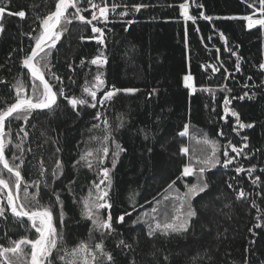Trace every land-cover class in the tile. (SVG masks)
Masks as SVG:
<instances>
[{
  "label": "trees",
  "instance_id": "16d2710c",
  "mask_svg": "<svg viewBox=\"0 0 264 264\" xmlns=\"http://www.w3.org/2000/svg\"><path fill=\"white\" fill-rule=\"evenodd\" d=\"M56 2L5 0V13L0 17L4 26L3 34H0V80L5 81L0 83V110L15 102L12 85L17 78L22 79L30 89L27 69L21 68L20 60L31 51L34 41L22 33L36 35L33 29L39 30L37 17L43 18L54 11ZM106 2L126 5L130 9L129 15L124 17L110 14V22L106 25L93 22L105 29L106 47L103 50L107 64L102 71L106 85L108 88L113 85L117 88L135 87L140 91L134 95L119 93L104 108L99 105L96 108L78 106L79 114L73 111L66 99L60 98L58 106L51 111L34 112L27 124L22 120H12V143L6 149V158L11 159L13 153L19 155L14 145L21 143L19 137H23L24 133L18 129L24 127L29 135L23 144L25 164L21 169L22 176L27 183L40 182L39 189L29 188L28 192H38L41 202L51 199L54 204L52 193H60L64 210V247L70 250L82 240L89 239L92 225L82 218L81 204L74 201L88 195L98 176L95 166L89 170L82 162H77L81 154L100 146L93 137L102 138L105 135L103 119L106 118L110 124L109 135L125 149L112 169L111 151L114 145L111 142L108 144L110 151L104 167L111 169L110 201L114 205L111 213L114 218L126 211L132 213L125 217L123 223L114 225V233L103 238L105 249L114 255L116 264H129L132 260L137 264H165L166 255L169 256L167 264H245L246 260L248 264H264V228L253 227L257 218L264 216V86L244 87L245 84L261 85L264 80V72L259 69V64L264 62V33L259 27L248 30L244 20L215 19L253 15V9L241 0H195L203 8L195 7L189 0V14L196 16L197 20L185 23L178 7L184 0ZM81 3L87 7L85 0ZM136 4L148 7L138 13L131 11ZM21 10L25 11L23 20L7 15L8 11ZM123 10L121 7L117 12ZM201 11L214 19H200ZM73 12L74 9H69L65 15ZM82 15L90 19L91 10ZM258 15L255 14L254 18ZM129 20L133 22L126 23ZM64 27L67 30L49 57L50 66L52 72L63 80L66 95L79 97L85 80H91L97 71L96 66L88 61L98 54L100 46L95 40L88 39L93 35L91 26L73 20ZM221 32L227 37V47L241 58L240 72L235 70L237 57L225 50L226 46L219 38ZM82 59L85 60L84 66H80ZM209 64L216 65L219 71L206 68ZM69 65H72V70ZM185 75L193 77L196 91L191 96L190 90L184 87ZM46 79L54 86V91L61 86L52 76H46ZM222 87L224 91L220 90ZM154 89L155 94L149 95ZM202 89H212L213 92ZM246 91L250 95L255 93L253 98L231 99L242 96ZM102 94L98 92V98ZM226 95L231 99L229 107L239 113L242 122L254 124L253 128L238 129L237 134L232 130L235 118L228 116L221 119ZM98 111L102 113L101 120L94 119ZM185 124L189 126V132L181 137L178 133ZM93 125L100 127L93 128ZM205 136L221 145V152L218 153L221 160L224 159L223 151L227 150L230 157H235L233 163L226 169L218 165L206 173L210 187L192 201L198 215L187 233L168 238L158 234L149 239L147 223L134 224L133 221L138 218L150 221L154 215L163 220L165 211L169 215L172 213L175 201H166L164 197L169 195L171 198L177 191H186L184 184L194 183L195 177L177 181L175 189L167 193L165 189L176 179L190 156H201L208 150L199 142ZM243 136L249 138V146L240 156L223 147L229 141L238 148L242 147L245 143ZM182 146L189 149L187 156L180 153ZM57 160L61 161L63 170L59 178L53 180L52 170ZM41 164L45 169L44 177L40 175ZM253 165L256 170L251 176L247 172L237 176L234 171L237 166L247 169ZM4 175L8 177L6 172ZM256 177L260 180L253 184ZM229 184L233 187L230 188ZM240 189L248 194L246 199H237ZM20 195L23 197V186ZM154 207L157 213L152 212ZM54 211V225L60 230L59 206ZM145 213L148 216L145 217ZM7 216V220L0 218V245L9 246L10 240L25 235L29 238L38 235L34 229L26 232L11 216L10 210ZM24 224L30 228L26 218ZM121 239L133 248H118L117 243ZM99 240L100 233L96 232L94 242ZM25 251L29 254L27 259H30V246H25ZM60 254L54 253V256ZM24 259L22 255L21 260ZM55 264L63 262L56 258Z\"/></svg>",
  "mask_w": 264,
  "mask_h": 264
},
{
  "label": "snow or ice",
  "instance_id": "6c2138e0",
  "mask_svg": "<svg viewBox=\"0 0 264 264\" xmlns=\"http://www.w3.org/2000/svg\"><path fill=\"white\" fill-rule=\"evenodd\" d=\"M5 0H0V17L5 13ZM87 7H84L81 0H57L55 4V10L50 12L43 18L37 17L39 20V30L33 29L36 35L32 32L22 33V35H27L30 40L34 41V46L31 47V51L24 55L20 60V66L22 69H27V74L31 81L30 89L26 87L25 82L17 78L16 82L12 85V89L15 91V102L6 108L0 110V218L5 220L8 219L7 212L10 210L11 216L15 221L25 228L28 232L31 229L35 230L38 235L35 238H29L25 235L19 239L10 240L9 246L0 245V264H55V259H60L63 264H116L114 255L105 249L103 238L105 236H110L116 231L115 224H120L125 221L126 216H130L131 212H125L118 217H113L111 209L114 205L110 201V189L112 187V180L110 176L111 169L104 167L105 160L109 156V142L114 145L111 151L112 156V169L116 167L117 160L120 153L124 152L125 149L121 147L119 143L111 138L110 124L105 118L103 119L104 132L105 135L102 138L93 137L99 143V147L94 150H88L81 154L80 160L77 164L83 163L84 166L92 170L95 166V170L98 173L97 181H94L88 192V195L82 197L80 201H74L82 205L81 216L83 219L89 220L92 227L89 229V239L87 241H81L70 250L64 247L65 234L63 232L64 227V210H63V200L61 199L60 193L53 192L55 196V203L49 199L47 202H41L38 199L39 193H29V188L39 189V181H33L32 183H27L23 176L21 169L25 164V149L23 144L27 141L28 132L24 127L18 129L19 132L24 133L23 137H19L21 143L15 144L14 147L19 152V155L13 153L11 159L6 158V149L9 144L12 143L10 139V134L12 131L11 123L12 120L24 121L25 124L32 117L33 113L36 111H51L55 106H58V100L64 98L67 100V104L71 106L73 111L78 112V106H87L90 108H96L99 105L104 108L111 104L114 97L119 93H124L126 95H134L140 91V89L135 87L128 88H117L113 85L108 88L106 85L105 75L102 69L107 64V57L104 52L106 47V35L105 29L98 27L97 23L108 24L110 22V14H118L120 17L129 15L130 9L126 5L112 3L109 4L106 0H100L99 3L95 0H85ZM242 3H247V6L253 9V15L244 16H225L216 17L215 19L223 20H244L246 21V27L248 30L259 27V29L264 33V0H241ZM195 7L203 8V5L196 3L192 0ZM257 4L259 7H257ZM171 6V5H170ZM123 7V11L117 12L118 8ZM148 5L136 4L133 5L131 11L140 12L142 8H146ZM179 14L187 23L188 21L196 22L197 17L189 14V0H184L183 3L178 5ZM69 9H74L73 13L68 16L65 14L69 12ZM91 10V18L86 19L83 12ZM259 14L258 18H254L255 14ZM8 16H18L21 20L25 18V11L17 12H7ZM200 19H205L212 21L214 18L205 15L203 11L199 14ZM73 20L79 21L81 24H86L91 26V32L93 35L88 37L90 40H95V42L100 46L97 50L98 54L94 56L88 63L90 65L96 66V73L92 76L91 80H85V83L81 86L82 94L81 96H67L65 92V87L63 86V80L60 76L52 72L50 66L49 57L52 54V50L55 49L57 42L60 40L62 34L67 29L64 27L65 24H71ZM97 23H93V22ZM133 21L129 20L126 23L131 24ZM111 29H108L110 31ZM127 31V28L125 29ZM4 26L0 23V34H3ZM199 32V29H197ZM187 29L185 30V45L187 46ZM219 38L225 44V50L232 52L233 56H236L235 70L240 72L241 58L237 55L236 51L227 47L228 40L223 32L219 34ZM82 39H84L82 37ZM16 51V49H13ZM23 52V48L20 49ZM11 58V53L9 54ZM85 60L80 61V66H84ZM206 68H211L213 72L219 71L216 65H206ZM220 67H223L221 65ZM69 69L72 70V65H69ZM259 69L264 72V62L259 64ZM46 76H52L57 81V84L61 85L57 91H54V86L50 83ZM227 78V77H226ZM69 80H72L69 77ZM251 80V77H249ZM184 87L189 89V95L191 96L196 88L194 87L192 81V75H185L183 77ZM38 82V83H37ZM75 83V81H72ZM0 83H5L4 80H0ZM264 86V80L261 81V85H249L245 84V88H255ZM224 91L222 87L220 89ZM202 91L213 92L212 89H202ZM102 92V96L98 98L97 93ZM155 94V89L149 95ZM253 94L245 92L242 96L233 97L231 99L244 100L246 97L251 99ZM90 98V100L88 99ZM231 99L226 95L223 101L224 116H231L235 118V126L233 131L239 134V130L254 127L252 123H244L241 121L240 115L237 111L232 110L229 105L231 104ZM213 111H216L213 108ZM10 118H12L10 120ZM102 113L97 112L94 119L101 120ZM100 125H93V128H99ZM7 129V130H6ZM189 126L184 125V128L178 134L181 137L188 135ZM222 134V133H221ZM147 139V135H145ZM248 137L243 136L242 140L245 141L242 147L238 148L231 141L224 145L225 149H231V152L236 153L240 156L245 148H248ZM202 142L207 146V151L196 157H189L188 162L183 164L179 175L168 184L165 192L169 190H174L177 181H184L186 177H195L194 183H185L184 188L186 191L176 192L173 197L165 196L164 199L173 200L175 203L172 205V213L169 215L167 211L163 213V220L158 219L157 216H152L151 220H143L138 218V220L133 221V223L144 222L148 225L147 236L149 239L155 238L158 234L168 238L172 235H183L189 231L193 226L192 221L197 217V212L194 210L192 201L201 193H204L209 187L208 178L206 173L215 169L218 165L223 168H228L229 165L233 163L235 157H230L227 150L223 151L224 159L221 160L218 153L221 152V145L215 140H211L208 137H203ZM30 151V149H29ZM59 151V149H57ZM180 153L182 155H188L189 149L187 147H181ZM247 159V155H245ZM18 161V162H17ZM63 165L60 160L56 161L55 168L52 170L53 180L58 179L62 173ZM256 170V166L253 165L245 169L242 166H237L234 168L237 176L243 172H247L249 176ZM8 174L6 178L4 173ZM40 175L44 177L45 169L43 164L40 166ZM260 180V177H256L253 180V184ZM23 186V197L20 193ZM229 187L233 185L229 184ZM71 191V188H70ZM247 193L240 189L237 193V199H246ZM6 202V204H5ZM59 206V220H60V230L54 225V215L55 208ZM253 206L255 203L253 202ZM107 211V215L104 212ZM157 208H153L152 212L157 213ZM259 211V209H257ZM144 216H148L147 213ZM24 218L30 222V228L24 224ZM264 216L258 217L256 223L253 225L254 228H264ZM252 231V228L249 229ZM96 232L100 233L99 242H94V234ZM25 246H30V259H27L28 253L25 251ZM117 247L123 249H132L133 245L128 244L125 240L121 239L117 243ZM247 251V249H246ZM54 253H62L58 257L54 256ZM22 255L25 259L22 261ZM165 264L169 261V256H164ZM129 264H137L135 260L129 262ZM248 264V261H245Z\"/></svg>",
  "mask_w": 264,
  "mask_h": 264
},
{
  "label": "rangeland",
  "instance_id": "374dc122",
  "mask_svg": "<svg viewBox=\"0 0 264 264\" xmlns=\"http://www.w3.org/2000/svg\"><path fill=\"white\" fill-rule=\"evenodd\" d=\"M169 196V195H168ZM174 195H171V197H173ZM81 208H82V205H81ZM161 211H164V210H161ZM91 223V222H90Z\"/></svg>",
  "mask_w": 264,
  "mask_h": 264
}]
</instances>
